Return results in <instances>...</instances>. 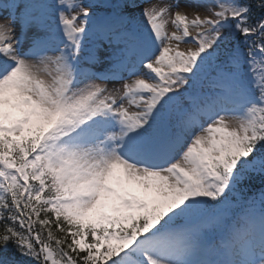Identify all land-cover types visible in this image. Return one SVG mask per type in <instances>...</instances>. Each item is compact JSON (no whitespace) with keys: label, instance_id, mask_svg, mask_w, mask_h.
<instances>
[{"label":"snow or ice","instance_id":"6c2138e0","mask_svg":"<svg viewBox=\"0 0 264 264\" xmlns=\"http://www.w3.org/2000/svg\"><path fill=\"white\" fill-rule=\"evenodd\" d=\"M0 10V264H264V0Z\"/></svg>","mask_w":264,"mask_h":264},{"label":"rangeland","instance_id":"374dc122","mask_svg":"<svg viewBox=\"0 0 264 264\" xmlns=\"http://www.w3.org/2000/svg\"><path fill=\"white\" fill-rule=\"evenodd\" d=\"M0 12H2V10H0ZM4 15H6V13H3ZM169 30H172L171 29V26L169 28ZM113 86V83L112 82H108V87L111 88ZM116 86H119L118 84Z\"/></svg>","mask_w":264,"mask_h":264}]
</instances>
